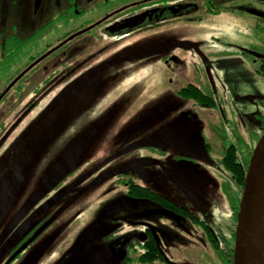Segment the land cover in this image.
Listing matches in <instances>:
<instances>
[{
  "label": "flooded vegetation",
  "instance_id": "1",
  "mask_svg": "<svg viewBox=\"0 0 264 264\" xmlns=\"http://www.w3.org/2000/svg\"><path fill=\"white\" fill-rule=\"evenodd\" d=\"M78 2L0 0V264H177L169 255L179 241L188 238L196 244L208 239L221 251L233 223L216 224L221 200L216 193L210 196L201 177L211 174L210 166L206 167L211 164L213 173L227 176L233 186L229 192L242 198L240 179L247 173L252 154L243 160L240 144L223 146L218 140L222 156L213 160L211 144L194 124L169 120L170 125L158 126L156 136L145 138H141L140 126L115 129L113 114L129 113L124 104L131 99L112 108L109 78L99 76L109 65L127 58L117 57L120 52L115 47H124L136 33L175 20L195 25L206 18L220 22L236 13L264 23V11L253 1L251 5L241 0H88L94 2L90 9L94 18L87 20ZM88 22L92 29L82 32ZM227 46L264 62V52L233 43ZM191 50L200 52L199 44L165 50L150 61L172 74L193 64L191 56L184 54ZM114 52L116 61L103 60ZM93 63L99 66L90 68ZM102 67L106 69L100 75L57 104L40 122L68 87ZM83 68L90 70L82 72ZM209 88L202 79L164 76L160 95L185 106L193 101L204 113L215 108ZM157 110L175 109L164 105ZM247 111L241 125L252 136H258L261 129V138L264 114L250 107ZM28 117L35 119L30 122ZM24 123L28 128L16 143L13 134ZM10 139L15 145L7 151ZM146 141H156L158 146H140L125 153ZM25 145L26 156L18 162L16 156ZM104 186L99 204L98 189ZM47 187L45 195L35 204L33 200L30 210L19 217L27 203ZM224 191L223 187L221 196L226 195ZM28 222V228L18 234ZM232 255L234 261V249Z\"/></svg>",
  "mask_w": 264,
  "mask_h": 264
},
{
  "label": "rangeland",
  "instance_id": "2",
  "mask_svg": "<svg viewBox=\"0 0 264 264\" xmlns=\"http://www.w3.org/2000/svg\"><path fill=\"white\" fill-rule=\"evenodd\" d=\"M252 1L261 11H264V0H241V3L253 5ZM78 4H81L85 11L82 18L87 20L94 18L90 12L94 2L79 0ZM208 19H203L196 25L187 20L168 21L147 29L141 34L132 35L125 42L124 47H115L116 53L120 52L117 57L122 58L153 45L175 42L196 43L199 44L200 52L193 50L184 52L187 56H191V63L193 64L190 67L175 70L172 74L166 73L164 69L156 65L157 63L150 61L152 60L151 57L143 60L124 61L121 64L110 66L99 77L104 78V80L106 77L109 78L108 90L113 98L112 108H120L122 101L131 99L124 104V107L129 109V113L113 114L115 129L122 126L126 129H136L137 126H140L141 138H145L156 136L158 126L160 124L165 127L170 125L167 123L169 120L172 121V124H194L211 144L213 160L219 156L221 158L222 145L229 146L232 142L240 144L238 150L244 160L253 154L261 139V129L258 130V136H252L251 132L241 125V122L246 120L244 116L248 113V107L264 114V62H255L250 56L240 53L235 48L228 47L227 44H239L245 49H256L259 52H264V23L252 20L248 15L238 13L236 16L234 14L226 15L225 21L214 20V22H209ZM92 25L91 22L85 24L82 32L91 30ZM212 35L218 37L219 41L212 38ZM115 56L114 52L113 55L104 56L103 60L114 62L118 59ZM205 62L208 63L205 64ZM96 66H99V63H93L90 68L95 69ZM90 68L81 70L84 72ZM164 76L207 81L210 84L207 92L214 99L215 108L211 107L202 113L192 105V103L194 104L193 101L186 103L185 106L180 100L172 102L164 100L160 95V85ZM164 105L175 110L169 112L157 110ZM182 107H186V110L181 109ZM34 119L35 117L33 119L28 117L27 120L32 122ZM27 128L28 123H24L14 132L13 136L16 135L14 142L17 141L16 143H18ZM215 133H218L217 137L214 135ZM218 140L222 142V145ZM14 145L12 142L8 144L7 151H10ZM27 151L28 145L21 148L16 156L18 162L26 156ZM207 166L212 169L211 164H207ZM210 168L211 174H203L201 179L207 182L206 186L209 187L210 196L213 197L212 193H216L217 198L221 200V210L216 224L224 227L233 223L230 233H228L229 240L219 251L212 246L208 239H205L203 244L192 243L189 238L183 239L184 243L179 241L176 245L177 249L174 248L169 255L174 263L233 264L232 250L235 243L232 235L238 223V207L241 198L234 192H229V189L233 190V186L227 180L226 175L215 174ZM33 179H39V176H35ZM105 186L107 187V185ZM105 186L103 189H98L99 204L101 201L103 202L101 198L105 192ZM223 187L226 195L221 196ZM222 219H225V223L221 222ZM194 231L201 236L197 229L194 228ZM174 252L176 254H173Z\"/></svg>",
  "mask_w": 264,
  "mask_h": 264
},
{
  "label": "water",
  "instance_id": "3",
  "mask_svg": "<svg viewBox=\"0 0 264 264\" xmlns=\"http://www.w3.org/2000/svg\"><path fill=\"white\" fill-rule=\"evenodd\" d=\"M144 23L141 21V25ZM138 24V22H135ZM134 27V26H133ZM188 48L187 43H171L164 46L151 48L143 52L131 55L117 63H113L109 66H115L121 64L124 61H136L145 58L152 57L156 54L162 53L165 50L172 48ZM106 67H102L97 70H93L82 77L80 80L76 81L73 85L68 87L62 96L54 101V103L49 107L47 112L43 115L42 119L52 111L57 104L65 101L71 94L79 90L84 86L88 80L100 75ZM179 145L184 146L185 142H177ZM200 145L198 140L197 145ZM146 147V146H158L156 141H146L140 144L133 145L129 147L126 152L132 151L136 148ZM174 147V146H173ZM176 148V147H174ZM185 150V149H183ZM186 151V150H185ZM190 153V151H187ZM194 156H197L195 151L191 152ZM49 187L44 188L40 193L36 194L30 202L19 212V217L22 214H26L32 204L37 202L42 198L48 191ZM34 203V204H35ZM55 203L45 207L44 209L38 211L31 220H35L40 215L46 212V210L54 205ZM18 217V218H19ZM32 222V221H31ZM31 222L25 224L18 230V234L23 233ZM4 252V249L3 251ZM233 264H264V133L252 154L249 167L245 176L243 194L239 206L238 213V224L235 233V247H234V261Z\"/></svg>",
  "mask_w": 264,
  "mask_h": 264
},
{
  "label": "trees",
  "instance_id": "4",
  "mask_svg": "<svg viewBox=\"0 0 264 264\" xmlns=\"http://www.w3.org/2000/svg\"><path fill=\"white\" fill-rule=\"evenodd\" d=\"M245 176L246 175H244V173H243L242 176H241V179H240V182H241V184H243V186H244ZM232 252H233V250H232Z\"/></svg>",
  "mask_w": 264,
  "mask_h": 264
}]
</instances>
